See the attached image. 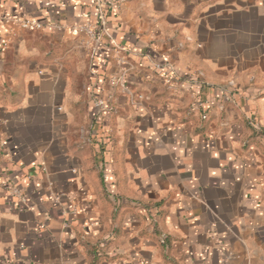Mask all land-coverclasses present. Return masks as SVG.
I'll use <instances>...</instances> for the list:
<instances>
[{
    "label": "crops",
    "instance_id": "obj_1",
    "mask_svg": "<svg viewBox=\"0 0 264 264\" xmlns=\"http://www.w3.org/2000/svg\"><path fill=\"white\" fill-rule=\"evenodd\" d=\"M101 1L0 0V264H264V0Z\"/></svg>",
    "mask_w": 264,
    "mask_h": 264
},
{
    "label": "built area",
    "instance_id": "obj_2",
    "mask_svg": "<svg viewBox=\"0 0 264 264\" xmlns=\"http://www.w3.org/2000/svg\"><path fill=\"white\" fill-rule=\"evenodd\" d=\"M96 3L99 6H103V2L101 0H96ZM20 26L24 29L27 30H31V31H38V30H43L44 29V24L34 18H25L22 21H20ZM82 29H84L93 39L94 41L97 40L99 41V39L96 36V27L93 24H88L84 27H82ZM125 56L124 57H120L119 62L120 64H125L126 60H125ZM105 101L101 100L98 103L99 108H104L105 106ZM204 118L206 117V115L203 116ZM15 194L21 196L22 193L21 191H19L18 189L15 190Z\"/></svg>",
    "mask_w": 264,
    "mask_h": 264
}]
</instances>
